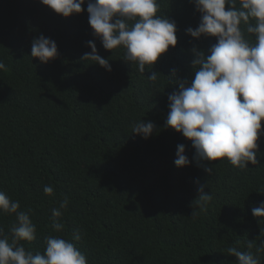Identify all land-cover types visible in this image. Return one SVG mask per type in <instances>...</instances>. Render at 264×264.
<instances>
[{"label": "trees", "instance_id": "1", "mask_svg": "<svg viewBox=\"0 0 264 264\" xmlns=\"http://www.w3.org/2000/svg\"><path fill=\"white\" fill-rule=\"evenodd\" d=\"M87 3L64 17L41 0H0V61L7 68L0 70V190L19 201L18 211L37 230L33 241L19 243L43 253L45 237L60 236L87 264H237L230 247L264 264V217L252 214L264 201V135L258 164L241 169L227 158L197 161L192 141L166 126L168 95L178 81L194 79L192 48L209 55L217 42L186 33L201 13L191 0H158L157 14L176 23L177 44L142 74L123 59L122 46L107 50L93 35ZM41 34L58 47L47 63L31 56ZM90 40L111 71L82 59ZM153 71L156 81L148 79ZM141 120L155 125L147 139L132 133ZM178 144L185 145L187 166L174 163ZM45 185L53 194L44 193ZM201 186L212 195L204 211L196 203ZM65 197L67 208L55 218L64 229L56 232L52 209ZM15 220L0 212L9 240Z\"/></svg>", "mask_w": 264, "mask_h": 264}, {"label": "clouds", "instance_id": "2", "mask_svg": "<svg viewBox=\"0 0 264 264\" xmlns=\"http://www.w3.org/2000/svg\"><path fill=\"white\" fill-rule=\"evenodd\" d=\"M201 13L199 25L188 27L186 33L194 38L202 35L215 36L217 42L209 48V55L196 47L192 48L196 69L194 79L178 81V90L168 95L166 126L181 132L192 141L194 159L216 161L227 160L238 168L248 163L258 164V139L264 135L261 121L264 120V0H191ZM41 3L68 17L81 13L85 0H41ZM229 5L226 10L225 5ZM158 0H88L89 24L107 50L122 46L126 51L123 59L137 65L142 74L146 66L151 69L169 46L177 44V27L174 20L158 15ZM128 21L134 23L129 25ZM243 26V27H242ZM245 32L254 36V42L246 38ZM90 53L82 59L98 63L111 71L109 61L98 54L96 44L87 42ZM58 55L54 40L43 34L34 38L31 56L47 63ZM0 70L7 71L0 61ZM158 72L148 77L156 81ZM177 75L173 69L171 76ZM155 128L153 122L142 120L133 125L132 133L147 139ZM174 161L177 167L190 164L185 155V145L178 144ZM210 174L212 168L205 169ZM199 188L196 201L201 211L206 210L212 200L210 192ZM47 195L53 187L45 185ZM196 200V199H195ZM68 199L65 197L58 208L52 209V228L61 232L64 225L55 218L62 215ZM19 201L12 200L0 190V212L14 213L16 220L9 229L11 240L0 228V264H87V257L70 240L60 236L45 237L43 253L27 251L20 241L36 238V225L25 211H18ZM30 211V210H29ZM254 217H264V201L252 209ZM197 215L194 210L193 217ZM74 232L73 239L80 240ZM253 245L248 244L251 249ZM261 249H257L260 251ZM227 253L237 257V264H259L251 252H242L236 247Z\"/></svg>", "mask_w": 264, "mask_h": 264}]
</instances>
